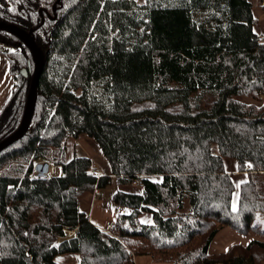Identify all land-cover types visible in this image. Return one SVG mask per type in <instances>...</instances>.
<instances>
[{"label":"trees","instance_id":"1","mask_svg":"<svg viewBox=\"0 0 264 264\" xmlns=\"http://www.w3.org/2000/svg\"><path fill=\"white\" fill-rule=\"evenodd\" d=\"M141 1L0 0V21L33 30L46 58L32 123L0 152V264H62L67 253H78L80 264H135L141 255L264 264V229L253 224L264 194L250 176L234 209L225 168L232 158L239 171L264 173V41L253 2ZM1 47L10 49L16 84L0 115V141L20 125L34 69L20 36L0 30ZM82 135L97 142L118 184L142 179V193L113 195L131 212L110 231L79 205L112 178L97 176L88 156L68 158V138ZM40 161L61 174L33 176ZM143 211L152 224L140 221ZM223 227L256 236L212 254Z\"/></svg>","mask_w":264,"mask_h":264},{"label":"crops","instance_id":"2","mask_svg":"<svg viewBox=\"0 0 264 264\" xmlns=\"http://www.w3.org/2000/svg\"><path fill=\"white\" fill-rule=\"evenodd\" d=\"M254 5V14L257 18V24L255 26V32L259 35V37L262 38L264 41V9L263 5L260 4L259 0H251ZM15 77L10 71V64H9V57L7 53L4 52V50H0V115L3 112L5 106L7 105L14 89H15ZM88 138V137H86ZM85 136H79L77 138H72V141H75L74 143H77V141H80L82 143V146L85 145V143H89V141H86ZM90 139V138H89ZM71 140V139H70ZM80 146V149L81 147ZM78 151V150H77ZM82 152V151H81ZM81 154V153H76ZM83 154V153H82ZM75 156V154L72 155V157ZM85 156L90 157L94 164L95 160L92 156L89 154H86ZM71 157V158H72ZM69 158V159H71ZM60 168L59 166H57ZM110 167V166H109ZM55 167H52L54 170ZM225 168L226 171L231 175L234 183H235V191L233 194L232 199V206L234 209L238 206V198L240 193V186L243 182L249 180L250 176H253L256 174V172L249 173L248 171H239L238 169V163L235 159L232 158H226L225 159ZM61 169V168H60ZM94 173L97 176L104 175L102 174L97 168H95ZM51 170V168H50ZM259 174V173H258ZM59 175V173H58ZM115 178V177H113ZM150 179L154 181H161L162 177L159 175L155 176H149ZM113 179L111 178L112 183ZM117 181V180H116ZM118 183V182H117ZM237 185H239L237 187ZM120 190L130 193H142L144 190L143 185H122L119 184ZM101 189H96L95 192H85L79 197V205L83 212L87 214L90 221L100 227L101 229H104L106 231H110L112 224L115 222L117 217L120 214H128L131 212V209L128 207H118L116 204L115 209H106L102 206V202L98 195L100 194ZM85 197V200L82 202L81 198ZM139 219L144 224H152L153 218L152 214L149 211H143ZM255 234H248V235H241L237 233L235 230L229 228V227H223L219 230L217 235L214 237L210 247L209 252L214 254L218 253L220 251L227 250L231 245L235 243H243L246 245L250 240L255 238ZM62 258V264H80L81 263V257L78 253H67L63 254L61 256ZM135 264H169V263H163V262H157L155 261L152 256L150 255H141L136 257Z\"/></svg>","mask_w":264,"mask_h":264},{"label":"rangeland","instance_id":"3","mask_svg":"<svg viewBox=\"0 0 264 264\" xmlns=\"http://www.w3.org/2000/svg\"><path fill=\"white\" fill-rule=\"evenodd\" d=\"M138 1L142 2L141 0H138ZM1 48L4 50L5 53L10 50L8 47H1ZM238 98L241 99L242 101H247V102L257 104L258 106L263 105V101H255L254 99L247 98V97H238ZM148 105H150V103L147 101L141 102V103H134L133 108L139 109V108H142V107H145ZM82 136L83 137L85 136V138L88 137L85 140L89 141V143L87 142L83 146H82V143L80 141H77V143H74L75 141H72L73 140L72 138H77V137L71 136L68 138L67 143H66V150H67L68 158H71L73 154H75V156L76 155L77 156H85L86 154H89L95 160V163H96V165H94L95 168H97L102 174L110 175L112 177V179H113L112 183L107 185L105 188H102L98 197L100 198V200L102 202V206L104 208L115 209L116 205H115V202L113 199V195L115 194V192H117L121 188H120L119 184L117 183L116 178H113L114 176L112 175L111 169L109 167L110 166L109 162L105 158V156L103 155V153H102L101 149L99 148L97 142L93 138H91L87 135H82ZM80 146H82L81 149H80ZM76 153H81V154H76ZM40 162H45V161H40ZM40 162L34 163V165H33V176L37 173L35 166ZM50 167H51V170L47 174V176L58 175V173L61 174L60 168L55 167L53 170L52 167H54V166L52 164ZM253 179H255V181L258 183L261 193L264 194V173H259V174L256 173L255 175H253ZM134 185H137V184H134ZM84 200H85V197L81 198L82 202ZM188 209H189L188 206H186L185 210L187 211ZM253 224H256L260 229H264V213H260L254 219ZM238 244H243V243H238ZM220 252H223V251H220ZM58 261L62 262L61 256L58 257Z\"/></svg>","mask_w":264,"mask_h":264},{"label":"water","instance_id":"4","mask_svg":"<svg viewBox=\"0 0 264 264\" xmlns=\"http://www.w3.org/2000/svg\"><path fill=\"white\" fill-rule=\"evenodd\" d=\"M0 30H5L20 36L25 42L28 49L30 50L32 60L34 62L33 75L30 82V88L27 94L22 120L20 122L19 127L12 134L0 141L1 152L7 147L11 146L13 143L17 142L22 137H24L32 123L36 108V101L38 97V81L41 73L44 70L46 58L43 50L35 41V38L33 36V30L27 31L25 29L20 28L16 24L7 23L4 21H0ZM29 66L31 68V63L29 64ZM22 74L27 77V70H22ZM35 168L40 176H45L50 172L51 167L49 162H40L35 166Z\"/></svg>","mask_w":264,"mask_h":264},{"label":"built area","instance_id":"5","mask_svg":"<svg viewBox=\"0 0 264 264\" xmlns=\"http://www.w3.org/2000/svg\"><path fill=\"white\" fill-rule=\"evenodd\" d=\"M259 1H260V4H264V0H259ZM259 39L262 40L261 37H259ZM17 51H18V50H17ZM133 183H134V184H137V185H142V179H141V177L136 178V180H134ZM75 231H76V229L70 230V233L72 234V233H74Z\"/></svg>","mask_w":264,"mask_h":264},{"label":"snow or ice","instance_id":"6","mask_svg":"<svg viewBox=\"0 0 264 264\" xmlns=\"http://www.w3.org/2000/svg\"><path fill=\"white\" fill-rule=\"evenodd\" d=\"M239 185H237V187H238Z\"/></svg>","mask_w":264,"mask_h":264}]
</instances>
